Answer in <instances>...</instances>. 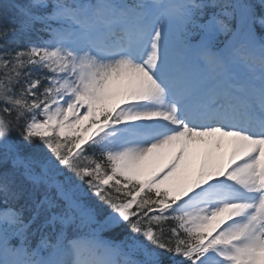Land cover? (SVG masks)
Masks as SVG:
<instances>
[{
    "label": "snow or ice",
    "instance_id": "snow-or-ice-1",
    "mask_svg": "<svg viewBox=\"0 0 264 264\" xmlns=\"http://www.w3.org/2000/svg\"><path fill=\"white\" fill-rule=\"evenodd\" d=\"M0 206V264H264V0L0 2Z\"/></svg>",
    "mask_w": 264,
    "mask_h": 264
},
{
    "label": "trees",
    "instance_id": "trees-1",
    "mask_svg": "<svg viewBox=\"0 0 264 264\" xmlns=\"http://www.w3.org/2000/svg\"><path fill=\"white\" fill-rule=\"evenodd\" d=\"M0 2H3V0H0ZM17 2H21V0H17ZM10 21H11V17L9 18V20H6V21H4V24L7 26V25H10ZM12 138L14 139V140H16V141H20V142H22L21 141V138L19 137V135H18V133H13L12 134ZM0 207H2V206H0ZM118 231V230H117ZM106 235H109V236H111V235H113L112 233H106ZM33 243H35V242H33Z\"/></svg>",
    "mask_w": 264,
    "mask_h": 264
}]
</instances>
